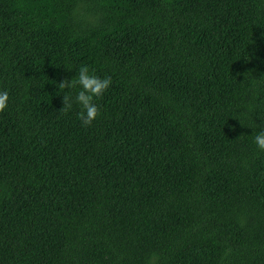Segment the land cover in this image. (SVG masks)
Here are the masks:
<instances>
[{
	"label": "trees",
	"instance_id": "16d2710c",
	"mask_svg": "<svg viewBox=\"0 0 264 264\" xmlns=\"http://www.w3.org/2000/svg\"><path fill=\"white\" fill-rule=\"evenodd\" d=\"M0 90V264H264V0H0Z\"/></svg>",
	"mask_w": 264,
	"mask_h": 264
},
{
	"label": "clouds",
	"instance_id": "9594fccd",
	"mask_svg": "<svg viewBox=\"0 0 264 264\" xmlns=\"http://www.w3.org/2000/svg\"><path fill=\"white\" fill-rule=\"evenodd\" d=\"M251 72L245 75L246 80ZM112 79L110 76L101 78L97 76L88 66H81L75 78L62 80L58 85L59 89H73L77 85L80 87V91L76 94L75 102L81 106L82 111L79 113V119L82 121V125L87 127L99 117L100 111L98 106L94 102V98L102 97L104 93L111 87ZM9 94L7 91L0 90V113H3L9 105ZM63 108L60 110L62 113H66L72 108V97L70 95H63ZM255 144L258 149L264 151V131H261L255 135Z\"/></svg>",
	"mask_w": 264,
	"mask_h": 264
},
{
	"label": "rangeland",
	"instance_id": "374dc122",
	"mask_svg": "<svg viewBox=\"0 0 264 264\" xmlns=\"http://www.w3.org/2000/svg\"><path fill=\"white\" fill-rule=\"evenodd\" d=\"M48 200H49V198H48L47 194L42 195V201L43 202L47 203ZM31 264H57V263L49 262L48 260H44V259H36V261L32 262Z\"/></svg>",
	"mask_w": 264,
	"mask_h": 264
}]
</instances>
